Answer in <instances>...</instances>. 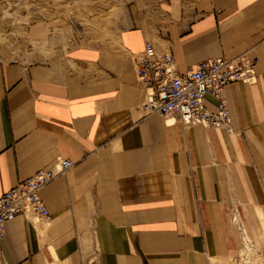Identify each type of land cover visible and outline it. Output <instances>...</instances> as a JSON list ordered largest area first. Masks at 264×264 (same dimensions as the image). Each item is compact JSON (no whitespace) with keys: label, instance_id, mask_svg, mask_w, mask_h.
I'll return each instance as SVG.
<instances>
[{"label":"crops","instance_id":"obj_1","mask_svg":"<svg viewBox=\"0 0 264 264\" xmlns=\"http://www.w3.org/2000/svg\"><path fill=\"white\" fill-rule=\"evenodd\" d=\"M33 33L34 59L0 55V195L74 164L41 189L49 219L7 223L0 264H229L233 213L264 249V0H75ZM147 41L182 74L256 62L255 83L224 89L232 132L142 108L133 57Z\"/></svg>","mask_w":264,"mask_h":264},{"label":"built area","instance_id":"obj_2","mask_svg":"<svg viewBox=\"0 0 264 264\" xmlns=\"http://www.w3.org/2000/svg\"><path fill=\"white\" fill-rule=\"evenodd\" d=\"M133 63L139 83L146 89L142 108L150 114L175 116L184 126L221 127L232 132L231 112L224 89L236 82L257 81L256 62L244 55L207 59L182 74L172 51L158 50L152 41L146 42L142 52L134 54ZM207 94L218 100L217 109L205 106L204 97ZM73 164L72 160L59 157L51 168L36 171L0 195V254L1 241L9 221L19 215L50 218L41 189ZM232 221L239 229L242 242L253 245V238L237 214L233 213ZM241 260L240 256H236L230 264Z\"/></svg>","mask_w":264,"mask_h":264},{"label":"rangeland","instance_id":"obj_3","mask_svg":"<svg viewBox=\"0 0 264 264\" xmlns=\"http://www.w3.org/2000/svg\"><path fill=\"white\" fill-rule=\"evenodd\" d=\"M75 0H0V55L34 59L37 48L33 28L66 18ZM88 0H79L80 5ZM58 22V21H56ZM51 31V29H49ZM57 31V29H56ZM259 248V246H258ZM261 253L264 249L260 247ZM255 264H264V255L254 254Z\"/></svg>","mask_w":264,"mask_h":264},{"label":"bare ground","instance_id":"obj_4","mask_svg":"<svg viewBox=\"0 0 264 264\" xmlns=\"http://www.w3.org/2000/svg\"><path fill=\"white\" fill-rule=\"evenodd\" d=\"M241 242H242V239H241ZM255 253L258 254V255H264L256 247V245H255L254 242H253V245H251V244H245L244 242H242V246H241L239 252L231 259L230 263L232 261H234V258L236 256H240L242 258V260H241V262L236 261L235 262L236 264H255V260L253 258V256H254Z\"/></svg>","mask_w":264,"mask_h":264}]
</instances>
